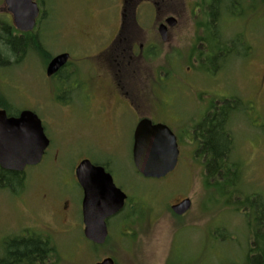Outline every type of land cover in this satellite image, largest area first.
<instances>
[{
  "label": "rangeland",
  "instance_id": "374dc122",
  "mask_svg": "<svg viewBox=\"0 0 264 264\" xmlns=\"http://www.w3.org/2000/svg\"><path fill=\"white\" fill-rule=\"evenodd\" d=\"M36 1L41 16L32 33L40 35L45 50L31 47L21 60L16 61L13 56L9 64L0 65V99L14 110L37 100L49 104L45 79L47 62L68 50L77 56L76 47L80 45L74 42L71 32L82 31L85 23L92 25L96 18L91 17L93 20L88 21L83 17L88 9L85 0ZM184 2L186 0H181L182 8ZM97 9L96 5L91 11L96 13ZM169 11L176 9L171 5ZM233 18L225 17L231 21L228 27L231 34L239 29L238 21ZM0 22L13 26L4 0H0ZM170 50L165 45L166 52L157 58L158 62L166 60L165 81L173 85L174 76L180 75L179 104L183 116H196L205 108L203 99L209 87L212 88L208 85L211 74L206 71V64L196 62L195 55L189 54V50L186 49L182 57ZM188 66L192 69L188 70ZM226 68L228 84H215L213 91L219 95L241 94V114L231 116L229 124L231 160L240 162L242 171L241 184L238 181L234 185V192L227 180L207 171L204 155L189 143V135L183 134L179 164L163 179L142 176L126 157L122 163L113 164L114 182L128 193L129 201L124 211L108 220L110 233L105 244L95 245L83 233L77 187L70 192L74 203L65 213L68 214L64 220L59 217L64 215L61 210L45 203L46 199L49 201V197L57 195L62 174L68 173L69 180L73 178L71 172L75 161L66 150L61 171L46 162L38 168L28 167L15 190L0 187V253L8 237L32 230L47 239L50 245L49 257L44 264H97L109 257L114 264L245 262L247 255L256 250L252 242L255 224L246 210L253 197L248 195L255 193L259 196L257 201L264 202V87L257 111L250 107V100L258 96L264 76L263 0H241V62L231 59ZM224 86L226 89L222 90ZM44 194L49 197L44 198ZM186 197L192 200L191 208L184 215L175 214L172 204Z\"/></svg>",
  "mask_w": 264,
  "mask_h": 264
},
{
  "label": "flooded vegetation",
  "instance_id": "af4514ba",
  "mask_svg": "<svg viewBox=\"0 0 264 264\" xmlns=\"http://www.w3.org/2000/svg\"><path fill=\"white\" fill-rule=\"evenodd\" d=\"M85 1L88 9L83 17H87L88 21L96 17L95 21L92 25L91 22L85 23L82 31L71 32L74 42L80 45H76L77 56L70 50L64 51L69 53L68 61L52 75H47L45 70L49 104L37 100L19 110L6 109L8 117H18L23 110L34 112L49 140L41 161L27 165L19 173L21 181L28 167L38 168L46 162L51 168L61 171L63 152L66 150L75 161L72 180H69L68 173L62 174L57 195L49 197L44 194V198L49 197V201L43 199L45 203L64 213L59 215L63 220L74 203L71 190L77 187V203H80L83 221L84 190L76 175L77 166L88 160L93 165L103 166L113 176L111 167L117 162L122 163L124 157L135 165V131L143 119L151 120L152 124H165L174 132L180 150L178 166L183 134H188L189 143L202 153L204 144L199 137L202 122L212 119L213 112L223 106L231 107L232 116L241 114V94L219 95L213 91L215 84H228L226 67L230 60L241 62V0H230L232 4L219 0L216 7L215 0H186L183 8L181 0ZM96 5L98 9L95 13L91 9H95ZM171 5L176 11H169ZM225 17L236 18L238 31L229 32L231 21ZM160 26H164V35L159 30ZM165 45L169 46L171 53L180 57L186 49L189 50V54L195 55L196 62L206 64V71L211 74L208 85L213 89L209 87L203 99L205 108L196 116H183L179 104L180 75L174 76L173 85L165 81L166 60H157L161 53L166 52ZM263 87L264 76L259 84L258 96L250 100V107L255 111L260 106ZM225 89L224 86L222 90ZM43 104L46 105L44 109ZM229 124L230 120L228 128ZM203 155L206 165L208 159ZM122 190L127 199L121 212L129 201L128 193ZM33 232L27 230L20 235Z\"/></svg>",
  "mask_w": 264,
  "mask_h": 264
},
{
  "label": "water",
  "instance_id": "95a60500",
  "mask_svg": "<svg viewBox=\"0 0 264 264\" xmlns=\"http://www.w3.org/2000/svg\"><path fill=\"white\" fill-rule=\"evenodd\" d=\"M264 1V0H263ZM12 14L13 24L22 32L32 31L40 14L36 0H4ZM160 32L165 34L164 26ZM69 58V53L55 55L46 68L47 75L57 72ZM49 140L38 116L24 110L20 116L8 117L0 108V167L9 171H23L27 165L41 161ZM179 147L174 132L165 124H152L143 119L136 131L133 149L135 167L146 178L160 179L172 172L178 163ZM76 175L84 190L82 213L84 236L95 244H104L109 235L107 220L125 206L127 194L118 187L113 176L103 166L82 161ZM192 205L190 197L172 206L177 215H184ZM97 264H114L105 258Z\"/></svg>",
  "mask_w": 264,
  "mask_h": 264
},
{
  "label": "trees",
  "instance_id": "16d2710c",
  "mask_svg": "<svg viewBox=\"0 0 264 264\" xmlns=\"http://www.w3.org/2000/svg\"><path fill=\"white\" fill-rule=\"evenodd\" d=\"M218 1L215 0V7L218 5ZM231 1L227 0V3L232 4ZM31 47L39 51L45 50L39 34H33L32 31L20 33L11 24H1L0 22L1 66L9 64L10 57L13 56L16 61L21 60L25 52H28ZM3 102L4 100L0 99V108L11 109ZM231 116V107L223 106L216 109L213 112L212 119L208 120L207 118L202 122L199 137L204 144L202 153L208 159L206 162L207 171L212 176L215 175L218 178L221 177L222 180H227V184H231L233 186L231 189H233L239 181L238 176L236 177L239 162L231 160V130L227 127ZM1 170L0 187L15 190L17 184L21 183L19 176L21 172L9 171L3 168ZM234 191L233 189L231 192ZM248 196L253 197V201L249 206H246V210L251 222L255 224V235L252 242L256 250L251 251L245 262L239 264H264V202H258L257 198L259 196L255 193ZM248 196L245 197L247 200H249ZM49 251L48 240L36 232L27 235H14L8 237L4 243L2 253H0V264H44L48 260Z\"/></svg>",
  "mask_w": 264,
  "mask_h": 264
},
{
  "label": "bare ground",
  "instance_id": "6f19581e",
  "mask_svg": "<svg viewBox=\"0 0 264 264\" xmlns=\"http://www.w3.org/2000/svg\"><path fill=\"white\" fill-rule=\"evenodd\" d=\"M37 2V1H36ZM40 7V6H39ZM9 12V11H8ZM10 13V12H9ZM40 13H41V9H40ZM11 14V13H10ZM11 16H12V14H11ZM39 16H40V14H39ZM39 16H38V18H39ZM12 22H13V18H12ZM14 25V24H13ZM14 27H15V25H14ZM36 27V26H35ZM16 28V27H15ZM17 29V28H16ZM33 31V30H32ZM63 53V52H62ZM60 54V53H59ZM53 57H51L50 58V60L52 59ZM49 60V61H50ZM49 61H48V63H49ZM48 63L46 64V68H47V65H48ZM1 109H3V108H1ZM24 111V110H23ZM86 161V160H85ZM1 168V167H0ZM26 168V167H25ZM25 170V169H24ZM23 170V171H24ZM23 171H19V172H23ZM109 220V219H108ZM108 220H107V224H108ZM83 225H84V221H83ZM108 228H109V225H108ZM83 231H84V228H83ZM84 233V232H83ZM110 233V232H109ZM108 237H109V235H108ZM86 238V237H85ZM87 239V238H86ZM88 240V239H87ZM88 241H90V240H88ZM92 244H95V243H93L92 241H90ZM105 244V243H104ZM96 245H103V244H96Z\"/></svg>",
  "mask_w": 264,
  "mask_h": 264
}]
</instances>
